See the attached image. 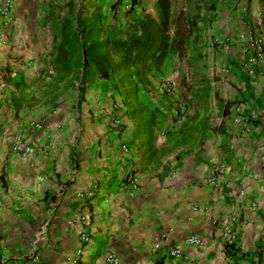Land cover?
<instances>
[{"label":"crops","instance_id":"0c3cea01","mask_svg":"<svg viewBox=\"0 0 264 264\" xmlns=\"http://www.w3.org/2000/svg\"><path fill=\"white\" fill-rule=\"evenodd\" d=\"M57 1L15 0L0 17V264H264V61L251 63L264 0H213L192 71L140 86L154 127L108 80L95 103L67 80L53 89ZM170 56L185 58L163 71Z\"/></svg>","mask_w":264,"mask_h":264},{"label":"trees","instance_id":"16d2710c","mask_svg":"<svg viewBox=\"0 0 264 264\" xmlns=\"http://www.w3.org/2000/svg\"><path fill=\"white\" fill-rule=\"evenodd\" d=\"M118 3L113 5L116 13ZM132 10L134 6H132ZM157 15L130 18L126 25L104 22L97 0H66L50 4L46 18L54 36L51 55L57 74L54 90L77 86L81 100L86 85L108 80L113 89L134 94L149 86V76L160 70L171 54L184 58L199 43L201 24L216 11L213 0H157ZM116 16V15H114ZM261 53L264 55V40ZM136 114L147 127L157 122V110L138 104Z\"/></svg>","mask_w":264,"mask_h":264},{"label":"rangeland","instance_id":"374dc122","mask_svg":"<svg viewBox=\"0 0 264 264\" xmlns=\"http://www.w3.org/2000/svg\"><path fill=\"white\" fill-rule=\"evenodd\" d=\"M66 0H58L57 3H65ZM98 4L101 6V10L104 16V22L108 25H126L125 23L128 22L130 18H139L142 17L148 12V14L157 15V8L156 3L157 0H97ZM118 3V7L116 8V13L113 10V5ZM132 6H134V9L132 10ZM116 15V16H114ZM260 44H255V49L252 53V62H261L264 61V55L263 57H259L258 54L261 53ZM195 55V54H194ZM195 56H187L184 59H177L174 58V56L169 57L168 65L166 67V70L163 71L162 68L159 71L154 70V72L151 74L153 79L158 80L159 78L167 75L171 76L178 70V68L183 71V73H189L192 71V66L195 64ZM181 65V67H179ZM205 69V73L209 74L210 72H216V69L214 68L210 71L209 68L203 67ZM211 69V67H210ZM256 73L262 74L264 73V69L257 66L255 69ZM162 90L164 95L172 96L176 99V90H175V84L170 77V79L162 80L161 82ZM111 84V83H110ZM112 90L119 92L115 89H113L111 85ZM105 88L100 83H92L89 85H86V90L84 95L86 97H89L92 100V103L99 102L97 97L95 95H92L93 92L102 91ZM143 90L141 87H139L138 92L134 94H130V98L132 99V103L135 108H137L139 101H138V94L141 93ZM176 101V100H175ZM118 106L115 107V112H118ZM182 110H184V106L181 105L180 107Z\"/></svg>","mask_w":264,"mask_h":264},{"label":"built area","instance_id":"2783aa9c","mask_svg":"<svg viewBox=\"0 0 264 264\" xmlns=\"http://www.w3.org/2000/svg\"><path fill=\"white\" fill-rule=\"evenodd\" d=\"M14 1L15 0H0V17H3V18L8 17V15L10 14L11 8L14 4ZM260 49H261V47H260ZM258 56L263 57L262 53H259ZM131 182L134 183V185H135V180H132ZM236 224H237V220L234 218H232L226 222H221L219 224V228L222 231V234L225 237L226 242L228 244L235 243L236 236H237ZM187 243L193 244V245H201L202 244L201 240L196 236L190 237L187 240ZM156 246L159 247L160 244H157ZM181 251H182L181 247L178 245V246H175L173 248L171 253H172V255L177 256V255H180ZM108 263L109 264H118V260L113 255H110L108 258Z\"/></svg>","mask_w":264,"mask_h":264}]
</instances>
